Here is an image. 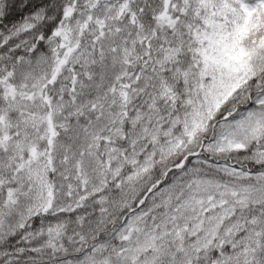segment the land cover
Listing matches in <instances>:
<instances>
[{
    "label": "snow or ice",
    "instance_id": "obj_1",
    "mask_svg": "<svg viewBox=\"0 0 264 264\" xmlns=\"http://www.w3.org/2000/svg\"><path fill=\"white\" fill-rule=\"evenodd\" d=\"M0 264H264V0H0Z\"/></svg>",
    "mask_w": 264,
    "mask_h": 264
}]
</instances>
